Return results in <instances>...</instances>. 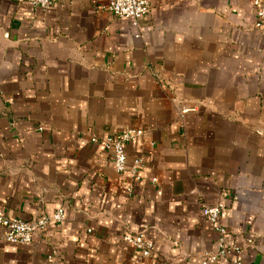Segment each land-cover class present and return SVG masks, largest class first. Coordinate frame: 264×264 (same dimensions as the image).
<instances>
[{
	"label": "crops",
	"instance_id": "0c3cea01",
	"mask_svg": "<svg viewBox=\"0 0 264 264\" xmlns=\"http://www.w3.org/2000/svg\"><path fill=\"white\" fill-rule=\"evenodd\" d=\"M106 1L0 0V208L64 213L31 244L0 228V264H201L217 239L201 209L218 201L244 263L264 264V29L251 0H154L138 20ZM130 127L145 134L120 173L91 138ZM140 231L150 257L122 240Z\"/></svg>",
	"mask_w": 264,
	"mask_h": 264
},
{
	"label": "built area",
	"instance_id": "2783aa9c",
	"mask_svg": "<svg viewBox=\"0 0 264 264\" xmlns=\"http://www.w3.org/2000/svg\"><path fill=\"white\" fill-rule=\"evenodd\" d=\"M19 3H27L33 9H48L55 0H17ZM154 0H107L103 8L118 18H130L138 20L150 12ZM253 12L256 16L255 27L264 29V0H251ZM196 105L184 103L180 106V113L197 111ZM145 134L141 128H125L115 134L97 139L92 137V141H98L102 147L112 154L113 166L117 172L126 170L127 153L126 144ZM140 159H133L129 172L135 180L140 179L138 166ZM155 181V179H152ZM225 205L223 201L214 204L203 205L202 214L209 220L212 229L217 233L216 249L214 251H204L201 254V264H214L222 258H229L231 264H245L241 258V248L228 240L226 225L222 220V211ZM64 218L62 208L56 209L51 215L41 213L31 220H22L8 216L0 208V228L3 229V238L8 243L31 244L37 237L42 235L49 221L60 222ZM122 240L130 245L134 251L143 257H150L153 253L154 245L152 241L146 239L144 232L137 233L123 232ZM248 243L252 240L249 238Z\"/></svg>",
	"mask_w": 264,
	"mask_h": 264
}]
</instances>
